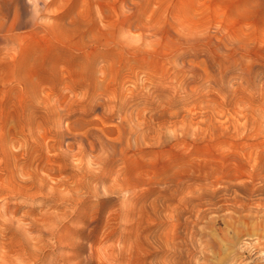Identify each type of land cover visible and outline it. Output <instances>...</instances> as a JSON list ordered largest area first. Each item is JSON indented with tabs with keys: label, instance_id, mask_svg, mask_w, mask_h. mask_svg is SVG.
I'll return each instance as SVG.
<instances>
[{
	"label": "rangeland",
	"instance_id": "374dc122",
	"mask_svg": "<svg viewBox=\"0 0 264 264\" xmlns=\"http://www.w3.org/2000/svg\"><path fill=\"white\" fill-rule=\"evenodd\" d=\"M192 262L264 264V0H0V264Z\"/></svg>",
	"mask_w": 264,
	"mask_h": 264
},
{
	"label": "bare ground",
	"instance_id": "6f19581e",
	"mask_svg": "<svg viewBox=\"0 0 264 264\" xmlns=\"http://www.w3.org/2000/svg\"><path fill=\"white\" fill-rule=\"evenodd\" d=\"M191 257V256H190ZM191 260H192V258H191ZM197 260V259H196ZM195 261V260H194ZM197 262V261H196ZM190 264V263H189ZM192 264H193V262H192Z\"/></svg>",
	"mask_w": 264,
	"mask_h": 264
}]
</instances>
